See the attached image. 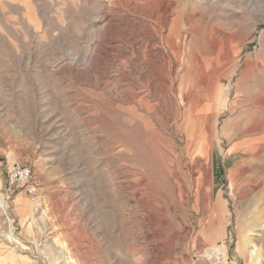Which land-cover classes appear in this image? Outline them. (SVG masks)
I'll return each mask as SVG.
<instances>
[{
    "label": "rangeland",
    "instance_id": "1",
    "mask_svg": "<svg viewBox=\"0 0 264 264\" xmlns=\"http://www.w3.org/2000/svg\"><path fill=\"white\" fill-rule=\"evenodd\" d=\"M219 243L264 264V0H0V264H217Z\"/></svg>",
    "mask_w": 264,
    "mask_h": 264
},
{
    "label": "built area",
    "instance_id": "2",
    "mask_svg": "<svg viewBox=\"0 0 264 264\" xmlns=\"http://www.w3.org/2000/svg\"><path fill=\"white\" fill-rule=\"evenodd\" d=\"M7 181L11 188H22L32 197L37 194L33 170L26 164L13 163L8 171Z\"/></svg>",
    "mask_w": 264,
    "mask_h": 264
},
{
    "label": "bare ground",
    "instance_id": "3",
    "mask_svg": "<svg viewBox=\"0 0 264 264\" xmlns=\"http://www.w3.org/2000/svg\"><path fill=\"white\" fill-rule=\"evenodd\" d=\"M217 145L219 147V144H217ZM248 225L253 226V223L252 222H249ZM220 244L221 243L214 245L209 250V252L207 251L208 253H210V255H212L215 258V261H216L217 264L221 263L224 260L225 256H226V250L223 247H221ZM249 244H250L249 239L246 236H244V235L241 234L240 235V248H241V252L245 256H247L248 253H250L249 250H248V247H247V245H249ZM215 261H213V263ZM255 263L256 264H262L263 263L262 258L261 257L256 258V262Z\"/></svg>",
    "mask_w": 264,
    "mask_h": 264
},
{
    "label": "crops",
    "instance_id": "4",
    "mask_svg": "<svg viewBox=\"0 0 264 264\" xmlns=\"http://www.w3.org/2000/svg\"><path fill=\"white\" fill-rule=\"evenodd\" d=\"M217 83V82H216ZM219 91V93H220V90H218V85L216 84V91H215V95H216V93ZM224 108V107H223ZM225 109H227V107L226 108H224V109H221L218 113H215V114H217V116H218V121H219V123H220V120H221V118H220V116H221V113L222 112H224V110ZM231 110V109H230ZM230 110H228V111H230ZM200 147H201V144H200ZM234 148L235 147H232L230 150H229V153H232V151L234 150ZM219 149V148H218ZM222 150V149H221ZM224 150V149H223ZM219 151H220V149H219ZM221 155H223V153H221ZM218 161V160H217ZM214 163H216V162H214ZM205 166V165H204ZM204 170V169H203ZM218 200H220V199H218ZM221 201V200H220ZM223 204V203H222ZM222 206V205H221Z\"/></svg>",
    "mask_w": 264,
    "mask_h": 264
}]
</instances>
